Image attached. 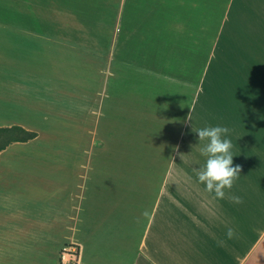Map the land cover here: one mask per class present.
<instances>
[{
    "label": "crops",
    "instance_id": "obj_1",
    "mask_svg": "<svg viewBox=\"0 0 264 264\" xmlns=\"http://www.w3.org/2000/svg\"><path fill=\"white\" fill-rule=\"evenodd\" d=\"M172 78H208L173 134ZM12 125L38 135L0 151V264H264V0H0ZM209 126L241 167L224 199L197 178Z\"/></svg>",
    "mask_w": 264,
    "mask_h": 264
},
{
    "label": "clouds",
    "instance_id": "obj_2",
    "mask_svg": "<svg viewBox=\"0 0 264 264\" xmlns=\"http://www.w3.org/2000/svg\"><path fill=\"white\" fill-rule=\"evenodd\" d=\"M229 131L222 126H209L197 131L199 141L205 142L200 153L207 157L205 165L197 171L198 182L206 186L208 193H214L216 199L225 198V189L231 190L241 171L239 165L233 167V144L227 138ZM230 199L237 204L243 203L238 196ZM235 235L232 228L227 230L228 239H233Z\"/></svg>",
    "mask_w": 264,
    "mask_h": 264
},
{
    "label": "rangeland",
    "instance_id": "obj_3",
    "mask_svg": "<svg viewBox=\"0 0 264 264\" xmlns=\"http://www.w3.org/2000/svg\"><path fill=\"white\" fill-rule=\"evenodd\" d=\"M163 93L154 88L152 97L156 108L153 109V116L168 118L164 122L165 133H175L178 118L188 116L192 102L199 96L207 100L208 78L198 79H163ZM197 91V92H196ZM201 92L200 94L198 92ZM196 92V93H195ZM162 111V113H161Z\"/></svg>",
    "mask_w": 264,
    "mask_h": 264
},
{
    "label": "trees",
    "instance_id": "obj_4",
    "mask_svg": "<svg viewBox=\"0 0 264 264\" xmlns=\"http://www.w3.org/2000/svg\"><path fill=\"white\" fill-rule=\"evenodd\" d=\"M37 135L38 132L29 130L21 125L0 126V151L13 141H26Z\"/></svg>",
    "mask_w": 264,
    "mask_h": 264
},
{
    "label": "built area",
    "instance_id": "obj_5",
    "mask_svg": "<svg viewBox=\"0 0 264 264\" xmlns=\"http://www.w3.org/2000/svg\"><path fill=\"white\" fill-rule=\"evenodd\" d=\"M80 249L77 245H65L61 253V264H78Z\"/></svg>",
    "mask_w": 264,
    "mask_h": 264
}]
</instances>
